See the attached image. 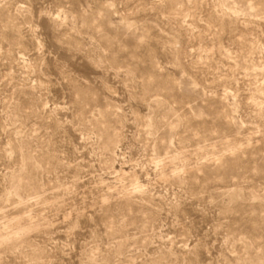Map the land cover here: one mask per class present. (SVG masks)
<instances>
[{"label": "rangeland", "instance_id": "rangeland-1", "mask_svg": "<svg viewBox=\"0 0 264 264\" xmlns=\"http://www.w3.org/2000/svg\"><path fill=\"white\" fill-rule=\"evenodd\" d=\"M262 262L264 0H0V264Z\"/></svg>", "mask_w": 264, "mask_h": 264}, {"label": "bare ground", "instance_id": "bare-ground-1", "mask_svg": "<svg viewBox=\"0 0 264 264\" xmlns=\"http://www.w3.org/2000/svg\"><path fill=\"white\" fill-rule=\"evenodd\" d=\"M20 187H21V184H20V183H16V184H15V187H14V188H15V189H14V190H15L14 193H16V192L18 193V191H19L18 189H19ZM228 192H229V191H228ZM18 194H19V193H18ZM261 264H264V262H262Z\"/></svg>", "mask_w": 264, "mask_h": 264}]
</instances>
